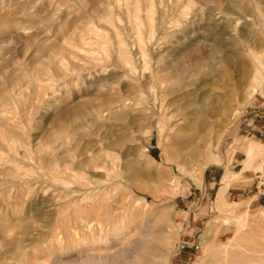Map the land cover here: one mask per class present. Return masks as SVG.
Segmentation results:
<instances>
[{"label":"rangeland","instance_id":"1","mask_svg":"<svg viewBox=\"0 0 264 264\" xmlns=\"http://www.w3.org/2000/svg\"><path fill=\"white\" fill-rule=\"evenodd\" d=\"M247 257L264 264V0H0V264Z\"/></svg>","mask_w":264,"mask_h":264},{"label":"bare ground","instance_id":"2","mask_svg":"<svg viewBox=\"0 0 264 264\" xmlns=\"http://www.w3.org/2000/svg\"><path fill=\"white\" fill-rule=\"evenodd\" d=\"M252 3H254V2H252ZM221 17H222V19H223V15H220ZM214 17H213V14H211V12H209V14H208V20H207V24H212L213 25V27H214V25H216L217 23L214 21ZM221 23V22H220ZM192 32V29H190L189 31H187V37L188 38H190V33ZM226 30H225V27L223 26L222 27V30H221V32H220V35L221 36H224V35H226ZM221 40L223 39V38H220ZM222 43V42H221ZM223 60V59H222ZM215 61V60H214ZM219 61V60H218ZM221 62V61H220ZM205 63H209V61H203V60H201L200 58H198V59H190V60H187L186 61V63H184L183 62V64L184 65H181L180 67H179V71H181V72H183V71H185L186 69H188V71L189 72H198L199 71V65L200 64H205ZM218 64V63H217ZM211 66V65H210ZM248 251L249 250H251V251H255V249H253V248H250V249H248V248H246ZM254 260V257H247L243 262H242V264H246V263H250L251 262V260Z\"/></svg>","mask_w":264,"mask_h":264}]
</instances>
